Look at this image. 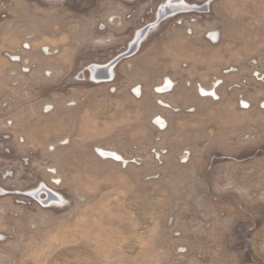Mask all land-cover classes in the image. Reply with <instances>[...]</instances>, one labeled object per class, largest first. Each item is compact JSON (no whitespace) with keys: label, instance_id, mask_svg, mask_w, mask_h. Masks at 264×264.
<instances>
[{"label":"rangeland","instance_id":"obj_1","mask_svg":"<svg viewBox=\"0 0 264 264\" xmlns=\"http://www.w3.org/2000/svg\"><path fill=\"white\" fill-rule=\"evenodd\" d=\"M0 264H264V0H0Z\"/></svg>","mask_w":264,"mask_h":264},{"label":"bare ground","instance_id":"obj_2","mask_svg":"<svg viewBox=\"0 0 264 264\" xmlns=\"http://www.w3.org/2000/svg\"><path fill=\"white\" fill-rule=\"evenodd\" d=\"M163 89H164V87H163V88H160V89H158L157 91H158V92H161Z\"/></svg>","mask_w":264,"mask_h":264}]
</instances>
